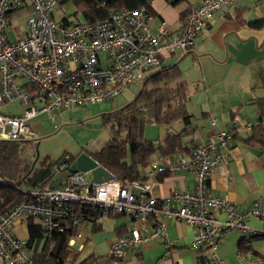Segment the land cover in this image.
<instances>
[{"label": "built area", "instance_id": "obj_1", "mask_svg": "<svg viewBox=\"0 0 264 264\" xmlns=\"http://www.w3.org/2000/svg\"><path fill=\"white\" fill-rule=\"evenodd\" d=\"M60 1L0 0V105L15 101L23 107L19 114L0 112V141L34 139L30 121L38 115H50L55 127L57 111L114 100L130 85L144 81L171 54L189 50L207 20L236 0H201L189 9L180 29L160 22L155 32L148 27L151 15L145 6L110 9L103 20L66 22L53 17ZM24 14L26 33L8 40L6 29ZM232 138V130L217 129L188 157H160L149 165L147 178L180 171L192 175V190H173L163 197L152 195L147 180L124 182L113 175L95 182L90 172H69L71 155H64L56 170L66 175L57 187H21L23 197L0 215V263L33 264L27 241L12 232L14 221L22 217L38 219L47 235L70 230L68 244H72L90 224L124 215L141 222L142 230L133 228L113 241L108 264H128L127 253L154 238H164L169 246L167 219L191 226L190 246L204 248L206 264H224L217 255L223 234L238 231L244 244L252 237H264V197L238 211L226 196L210 192L211 174L227 163ZM250 218L260 227H251Z\"/></svg>", "mask_w": 264, "mask_h": 264}, {"label": "crops", "instance_id": "obj_2", "mask_svg": "<svg viewBox=\"0 0 264 264\" xmlns=\"http://www.w3.org/2000/svg\"><path fill=\"white\" fill-rule=\"evenodd\" d=\"M200 1L181 0L172 4L169 0H151L148 8L151 15L148 21L150 31L155 32L160 22H165L174 31L180 29L182 13L188 12ZM256 20L264 21V0H236L207 20L189 50L171 54L155 70L176 64L183 80L189 85L190 100L194 101L192 110H189L187 105L191 115V131L185 139L190 140L188 146L191 149L188 153L181 152L167 157H188L195 146L206 142L217 129L233 131L229 159L225 165L214 168L209 186L211 193L226 196L238 211H244L264 197V146L248 141L255 125L261 124L264 127V115L259 119L258 109V100L264 97L261 83V71H264V25H248ZM186 59L189 61H185ZM117 108L119 107L113 109ZM212 121H215L214 125ZM55 122L58 121L55 119ZM247 123L249 127H246ZM32 128L36 137L38 133L33 126ZM164 128L162 139L166 132L182 129L183 123L177 122L172 127ZM82 151L92 152L82 149L74 155H69L75 158V155ZM155 155L151 157L149 165L159 161L161 156ZM149 165L144 168L142 174L145 176L144 180L151 185L152 195L163 197L173 190L193 189L192 175L185 171L158 173L147 178ZM27 179L28 176L26 183ZM63 179L49 176L39 185L21 187H45L51 182ZM112 216L121 218L111 219ZM216 216L223 218L221 213H216ZM27 218L17 219L12 225L13 234L26 241L29 238ZM105 218L100 223L87 226L81 238H76L72 244H68L78 252L77 262L86 259L85 264H90L91 261H94V264H108L107 251L111 243L133 228L142 230L141 222L132 221L124 215H110ZM32 219L39 224L38 219ZM165 222L169 246L164 238H154L147 245L128 252V264H206L203 257L204 248L195 250L190 246L193 235L191 226L174 219H167ZM248 224L251 227H260V222L254 218H250ZM241 237L242 234L235 230L221 236L217 255L223 263L264 264L260 261V257L264 258V237H252L249 241L250 250L239 253L238 243ZM77 242L79 244L76 245ZM102 242L103 252H96L98 244ZM89 243L92 245L90 252L80 258L79 254ZM41 247L42 241L32 242L29 246L31 254L39 251ZM99 257L102 259H98Z\"/></svg>", "mask_w": 264, "mask_h": 264}, {"label": "trees", "instance_id": "obj_3", "mask_svg": "<svg viewBox=\"0 0 264 264\" xmlns=\"http://www.w3.org/2000/svg\"><path fill=\"white\" fill-rule=\"evenodd\" d=\"M66 1L68 0H61L60 3ZM71 1L85 22H93L105 19L110 9H137L141 6L148 9L151 0ZM179 1L181 0H169L172 4ZM184 13L188 12L184 11L181 15L182 26L185 23ZM63 20L68 21L67 18ZM248 25L261 27L264 21L256 20ZM146 79L135 100L102 116L103 123L109 130L108 139L99 149L89 152L101 166L124 182L144 180L141 169L149 165L155 154L161 157L175 156L181 152L188 153L191 149L188 146L190 140L185 139L191 131V115L187 108L190 100L189 85L183 80L178 66L174 64L162 67ZM261 83L264 88V71H261ZM258 109L259 119H262L264 97L258 100ZM177 122H182L183 128L166 132L162 141L144 137V127L147 124L169 128ZM248 141L264 146V127L261 124L253 127ZM34 147L35 142L32 140L0 141V215L23 197L19 188L26 183L29 175L35 157ZM73 158L71 156L70 163ZM27 228L28 247L32 242L42 241L41 249L33 252V264L86 263V259L77 262L78 252L68 246L70 230L52 231L47 235L40 223L33 222L32 217L27 218ZM238 250L241 253L249 251V243L244 244L240 239Z\"/></svg>", "mask_w": 264, "mask_h": 264}, {"label": "rangeland", "instance_id": "obj_4", "mask_svg": "<svg viewBox=\"0 0 264 264\" xmlns=\"http://www.w3.org/2000/svg\"><path fill=\"white\" fill-rule=\"evenodd\" d=\"M53 17L56 21H62L67 18L73 22L76 19L84 21L79 11H76L71 0L61 3L53 11ZM26 14L20 15L11 22L6 29L8 40L13 41L22 37L26 33ZM189 61V60H185ZM184 64V62L182 63ZM155 71V70H151ZM194 73L193 71H190ZM182 75V74H181ZM183 76V75H182ZM189 77V74L187 75ZM187 78V77H186ZM143 80L130 85L123 93L118 95L112 101L92 103L82 107L69 108L55 113V119L58 121L55 127H52L53 120L50 115L41 114L30 121V124L36 129L37 136L32 139L37 145V159L34 163L31 173L28 175L27 183L21 186L33 187L34 184H41L47 177L55 176L64 178L66 171L56 170V164L66 154H76L80 150L95 151L99 149L108 139L109 130L103 123L102 116L112 112L114 107H122L131 101L138 93ZM193 95V94H191ZM194 107V101L188 103L189 110ZM23 107L18 102H7L0 105V112L7 114H19ZM166 126H157L147 124L144 127V137L152 140H161ZM156 156V155H155ZM154 156V157H155ZM145 169H141L143 172ZM111 219H119L114 217ZM107 219L105 218V223ZM93 241L96 242V239ZM103 241V239H102ZM80 242V241H79ZM79 242L76 243L79 244ZM104 243L98 244L96 252H103ZM91 243L86 245L79 254L80 258L85 257L91 248ZM98 259H102L99 257Z\"/></svg>", "mask_w": 264, "mask_h": 264}, {"label": "water", "instance_id": "obj_5", "mask_svg": "<svg viewBox=\"0 0 264 264\" xmlns=\"http://www.w3.org/2000/svg\"><path fill=\"white\" fill-rule=\"evenodd\" d=\"M146 80L147 79L145 78V80L142 82V85H141L138 93L135 95V97L131 101H133V100L136 99V97L139 94L140 90L143 88ZM131 101H129V102H131ZM35 149L37 150V145L35 146ZM36 159H37V152L35 151V157H34V159L32 161V164L30 166V170H29L28 174L32 171ZM68 171L69 172H76V171L90 172V175H91L92 179L95 182H100L102 180H108V179L113 178V174L111 172H109L106 168H104L103 166H101L86 151H82V152L78 153L77 155H75L74 160L72 161V163L68 167ZM60 182H61L60 180H57L55 182L49 183L48 186L50 188H54V187H57L60 184Z\"/></svg>", "mask_w": 264, "mask_h": 264}]
</instances>
